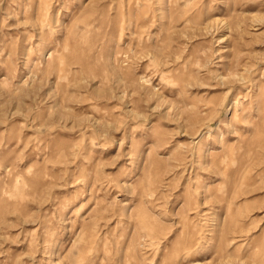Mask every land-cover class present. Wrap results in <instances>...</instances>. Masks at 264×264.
Here are the masks:
<instances>
[{"label":"rangeland","instance_id":"obj_1","mask_svg":"<svg viewBox=\"0 0 264 264\" xmlns=\"http://www.w3.org/2000/svg\"><path fill=\"white\" fill-rule=\"evenodd\" d=\"M0 264H264V0H0Z\"/></svg>","mask_w":264,"mask_h":264}]
</instances>
